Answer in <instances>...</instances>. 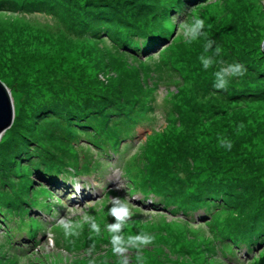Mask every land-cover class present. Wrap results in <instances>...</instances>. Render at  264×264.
I'll use <instances>...</instances> for the list:
<instances>
[{"label": "rangeland", "instance_id": "obj_1", "mask_svg": "<svg viewBox=\"0 0 264 264\" xmlns=\"http://www.w3.org/2000/svg\"><path fill=\"white\" fill-rule=\"evenodd\" d=\"M127 1L60 0L54 12L0 11V82L13 106L12 124L0 137V169L14 160L12 167L24 173V162H16L23 147L50 140L41 126L44 115L85 116L116 106L143 121L132 141L114 143L122 150L131 141L123 160L102 155V171L95 169V153L81 144L69 149L78 169L93 172L72 177V184L85 186L81 195L67 189L69 181L31 177L21 190L19 178L9 177L17 191L11 198L36 204L29 210L21 200L0 219V264H264V242L247 251L251 243L239 230L251 228L258 209L264 212V79L250 77L264 72V0H188L184 19L168 18L158 35L167 29L169 39L150 53L143 51L148 44L120 48L95 21L104 7L124 9ZM194 18L204 28L189 42L180 24ZM209 40L213 48L205 52ZM201 55L215 63L205 69ZM232 63L246 71L229 78L233 87L223 93L214 87V73ZM242 89L251 96L240 95ZM210 90L218 92L216 99L199 96ZM51 150L64 159L62 150ZM166 163L167 177L149 178L155 164ZM206 186L236 200L204 218L199 210L191 220L178 206L163 208L152 192L143 194L147 188L157 195L177 190L191 198V189ZM137 235L152 236V243L130 244ZM115 236L125 252L114 250ZM224 237L248 245L233 244L235 257L229 258L220 244Z\"/></svg>", "mask_w": 264, "mask_h": 264}, {"label": "trees", "instance_id": "obj_2", "mask_svg": "<svg viewBox=\"0 0 264 264\" xmlns=\"http://www.w3.org/2000/svg\"><path fill=\"white\" fill-rule=\"evenodd\" d=\"M189 2L188 0H166L165 4L162 5L157 0H150L149 2L143 0L140 4H137L135 0H128L125 3L124 9L114 6L109 8L104 7L99 16H96L95 21H97L99 28L105 29L107 37L114 40L112 42L120 48H127L130 45L135 48L138 46L146 47L148 44L147 48L149 49L145 47H141V49L145 48L143 51L146 50L145 53H150L154 48L156 49L157 46L165 43L169 39L167 29H163L158 35L160 28L162 29V24L172 16L177 20L184 19ZM59 3L60 0H0V11L25 13L31 11L54 12L59 8ZM133 4L137 5V9L134 13H130L131 9L135 7ZM120 15H124V18H118ZM128 49L131 50V48ZM251 76L253 80L264 79V72L255 70L253 73L251 71ZM252 82L245 81L246 85ZM229 87H233V85L228 84L227 88ZM227 88L220 90L225 93L228 92ZM242 92L240 95L251 96L247 89H242ZM203 93L204 98L209 95L210 100L216 99L215 95L218 94V92L210 90V92H200L199 96H203ZM221 96L226 101L231 100L227 98L229 94H222ZM63 112L65 113H50L40 118L42 120L41 126L44 128L43 133L50 134V136H46L50 140L47 139L49 141L47 143L43 140V143L35 142L32 145L23 147L21 159H16V162L18 161L19 167H22L21 163L24 162V173H22L23 171L18 172V168L12 167L14 160L9 163V167L2 166L0 169V219H5L7 215L9 216L8 209L18 207L21 200H23V206H27L29 210L36 204L34 203L35 201H29L27 199L20 200L19 198H11L15 195L14 193L17 194V191L11 187L9 177L17 176L22 190L27 189L31 177L41 178L43 182H50L58 179L71 181V178L74 176L91 175L93 173L91 169H78L77 161L69 151L73 146L80 144V147L85 152H89V154L95 153L98 156L95 169L102 171L107 165L106 162L100 159L102 155L108 156L113 152L119 161L123 160V154L127 152L125 148L129 147L132 141L131 139L136 135L135 127L141 125L143 122L142 120H138L141 118V115L137 116L136 111L118 108L116 106H112L109 110L106 109L100 113L94 110L90 115L85 116H75L70 114V112ZM124 140L131 141L125 143L122 150H115L114 143L118 142L119 146ZM51 149L62 150L64 159L60 157L56 159ZM61 160L63 161V165ZM168 165V163L163 164V166L161 164H155L154 169L150 170L152 174L149 175V178L160 176V178L164 179L167 177ZM159 166H162L161 170L157 169ZM22 178H25L27 182H24ZM158 183H160L159 180ZM166 189L170 190L171 188ZM217 190V188H209V186L200 190L196 189V191L195 189H191V198H188L187 194L180 193L177 190L168 191V195L162 193L157 195L158 191L155 192L147 188L145 192L143 191V194L149 191L152 192L157 197L156 202L158 206L166 209L169 208V205L178 206V209L181 210L179 213L193 220L191 216L195 213H200L199 210L203 211L204 215L201 218H204L210 216L215 210L223 208L236 200L235 197L231 196L226 198L225 196L227 195L223 191ZM193 191L201 193L195 196L192 193ZM176 196H179L181 199H176ZM172 200L177 201V203L175 204ZM258 210L260 214L254 215L256 222L252 223V226L249 224L251 228L247 229L244 227L239 229L246 233L245 238L251 243L247 251L255 249L260 243L264 242V212L260 209ZM169 212L171 214L175 213L173 208L169 209ZM232 228L235 229V227ZM246 243L244 240L233 241L224 237V240L220 244L224 256L233 258L235 257L233 244L241 247Z\"/></svg>", "mask_w": 264, "mask_h": 264}, {"label": "clouds", "instance_id": "obj_3", "mask_svg": "<svg viewBox=\"0 0 264 264\" xmlns=\"http://www.w3.org/2000/svg\"><path fill=\"white\" fill-rule=\"evenodd\" d=\"M180 28L183 31V35L186 40L189 42L196 40L199 36L202 34V30L204 28V21L199 18H194L191 23L183 22L180 24ZM214 41H207L205 44V52H208L210 49L213 48ZM216 55H219L220 48L217 46L215 48ZM201 63L203 64V67L205 69H208L211 67L215 61L211 56H205L201 55L199 57ZM246 71V68L239 64V63H232L227 64L226 66H221L218 71L214 73L215 75V83L214 87L217 89H226L229 78L243 75V73ZM121 225L117 223L113 226L114 230H119ZM153 240V237L150 235H137L134 237L129 238V243L133 245H148L151 244ZM113 244L116 245L115 251L118 253H123L126 251L124 247H119L118 245L122 244L121 237L115 236L113 238ZM126 264V262H125Z\"/></svg>", "mask_w": 264, "mask_h": 264}, {"label": "water", "instance_id": "obj_4", "mask_svg": "<svg viewBox=\"0 0 264 264\" xmlns=\"http://www.w3.org/2000/svg\"><path fill=\"white\" fill-rule=\"evenodd\" d=\"M264 55V41L261 44ZM13 121V106L10 93L6 86L0 82V137L11 126Z\"/></svg>", "mask_w": 264, "mask_h": 264}, {"label": "snow or ice", "instance_id": "obj_5", "mask_svg": "<svg viewBox=\"0 0 264 264\" xmlns=\"http://www.w3.org/2000/svg\"><path fill=\"white\" fill-rule=\"evenodd\" d=\"M124 213H120V215H123Z\"/></svg>", "mask_w": 264, "mask_h": 264}, {"label": "bare ground", "instance_id": "obj_6", "mask_svg": "<svg viewBox=\"0 0 264 264\" xmlns=\"http://www.w3.org/2000/svg\"><path fill=\"white\" fill-rule=\"evenodd\" d=\"M72 190V189H71ZM75 193V192H74ZM71 196V195H70ZM83 197V196H82ZM73 198V197H72ZM76 198V197H75Z\"/></svg>", "mask_w": 264, "mask_h": 264}]
</instances>
